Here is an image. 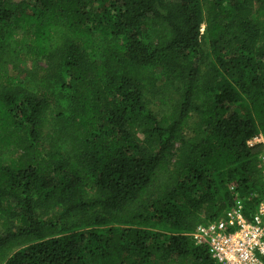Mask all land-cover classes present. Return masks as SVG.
Wrapping results in <instances>:
<instances>
[{
    "label": "trees",
    "instance_id": "16d2710c",
    "mask_svg": "<svg viewBox=\"0 0 264 264\" xmlns=\"http://www.w3.org/2000/svg\"><path fill=\"white\" fill-rule=\"evenodd\" d=\"M258 133L264 0H0V264H221Z\"/></svg>",
    "mask_w": 264,
    "mask_h": 264
},
{
    "label": "built area",
    "instance_id": "2783aa9c",
    "mask_svg": "<svg viewBox=\"0 0 264 264\" xmlns=\"http://www.w3.org/2000/svg\"><path fill=\"white\" fill-rule=\"evenodd\" d=\"M246 143L264 147V137L258 133ZM260 157L264 163V149ZM191 236L196 243H204L218 263L264 264V199L249 217L236 199L218 218L197 225Z\"/></svg>",
    "mask_w": 264,
    "mask_h": 264
},
{
    "label": "rangeland",
    "instance_id": "374dc122",
    "mask_svg": "<svg viewBox=\"0 0 264 264\" xmlns=\"http://www.w3.org/2000/svg\"><path fill=\"white\" fill-rule=\"evenodd\" d=\"M13 1H20V0H13ZM38 63L40 65H43V61L42 60H39ZM32 64H33L32 62H28L27 60L16 62V63L11 65L12 68H10V70L13 73H17L16 76L21 80V79L25 78L24 71L27 69V67L30 68L32 66ZM231 202L233 203L234 200H232Z\"/></svg>",
    "mask_w": 264,
    "mask_h": 264
}]
</instances>
